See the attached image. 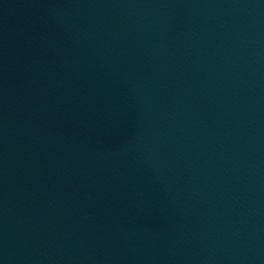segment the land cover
Listing matches in <instances>:
<instances>
[{"label": "water", "instance_id": "obj_1", "mask_svg": "<svg viewBox=\"0 0 264 264\" xmlns=\"http://www.w3.org/2000/svg\"><path fill=\"white\" fill-rule=\"evenodd\" d=\"M0 264H264V0H0Z\"/></svg>", "mask_w": 264, "mask_h": 264}]
</instances>
